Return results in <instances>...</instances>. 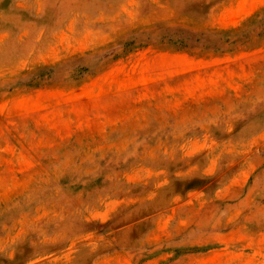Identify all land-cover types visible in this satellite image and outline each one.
I'll list each match as a JSON object with an SVG mask.
<instances>
[{"label":"rangeland","instance_id":"obj_1","mask_svg":"<svg viewBox=\"0 0 264 264\" xmlns=\"http://www.w3.org/2000/svg\"><path fill=\"white\" fill-rule=\"evenodd\" d=\"M0 264H264V0H0Z\"/></svg>","mask_w":264,"mask_h":264}]
</instances>
